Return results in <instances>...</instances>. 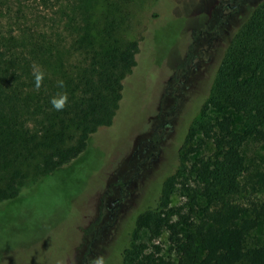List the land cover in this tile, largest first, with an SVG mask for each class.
<instances>
[{
	"label": "trees",
	"instance_id": "obj_1",
	"mask_svg": "<svg viewBox=\"0 0 264 264\" xmlns=\"http://www.w3.org/2000/svg\"><path fill=\"white\" fill-rule=\"evenodd\" d=\"M141 1L0 0V202L17 199L29 179L42 182L64 169L100 128L113 125L139 53L128 34ZM33 65L44 73L38 90ZM61 93L68 103L57 111L51 100ZM200 98L172 158L176 171L135 220L152 244L132 233L118 264H172L158 243L164 234L178 264H264V247L245 248L260 216L243 219L235 201L246 172L242 146L249 137L264 141V0L242 17ZM225 108L241 115L243 132L230 116L209 115ZM199 134L215 152L191 163L203 146L193 144ZM256 177L264 185V172ZM178 190L183 205L172 204Z\"/></svg>",
	"mask_w": 264,
	"mask_h": 264
},
{
	"label": "rangeland",
	"instance_id": "obj_2",
	"mask_svg": "<svg viewBox=\"0 0 264 264\" xmlns=\"http://www.w3.org/2000/svg\"><path fill=\"white\" fill-rule=\"evenodd\" d=\"M259 2L142 0L135 5L128 35L140 48L113 125L100 128L87 151L64 169L42 182L29 179L17 199L0 202V264H35L40 256L38 264H90L98 255L106 264H118L132 233L138 243L152 244L147 232L135 230V220L176 171L172 158L198 115L221 54L242 17ZM209 115L230 116L233 129L243 132V119L233 109H211ZM200 143L191 163L215 152L201 134L193 144ZM241 151L246 172L235 201L243 207V219L260 216L245 248L264 247V185L256 177L264 172V141L249 137ZM186 201L180 190L172 198L173 205ZM167 238L158 240L163 255L178 264Z\"/></svg>",
	"mask_w": 264,
	"mask_h": 264
},
{
	"label": "clouds",
	"instance_id": "obj_3",
	"mask_svg": "<svg viewBox=\"0 0 264 264\" xmlns=\"http://www.w3.org/2000/svg\"><path fill=\"white\" fill-rule=\"evenodd\" d=\"M33 75L35 79V87L38 90L42 85L44 79V73L40 71L36 65H33ZM58 86L61 88L65 87L64 81H59ZM51 103L57 111H62L67 106L68 103L67 93H61L58 95V97H54L51 100ZM90 264H106L105 257L102 255L93 257L90 260Z\"/></svg>",
	"mask_w": 264,
	"mask_h": 264
}]
</instances>
